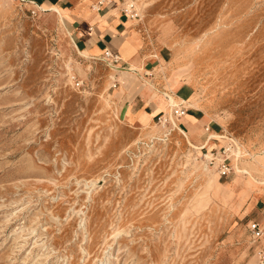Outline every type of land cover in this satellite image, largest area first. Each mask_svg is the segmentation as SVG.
Wrapping results in <instances>:
<instances>
[{"label": "rangeland", "instance_id": "rangeland-1", "mask_svg": "<svg viewBox=\"0 0 264 264\" xmlns=\"http://www.w3.org/2000/svg\"><path fill=\"white\" fill-rule=\"evenodd\" d=\"M116 2L138 48L111 66L54 12L0 0V264H257L264 0Z\"/></svg>", "mask_w": 264, "mask_h": 264}, {"label": "crops", "instance_id": "crops-1", "mask_svg": "<svg viewBox=\"0 0 264 264\" xmlns=\"http://www.w3.org/2000/svg\"><path fill=\"white\" fill-rule=\"evenodd\" d=\"M30 1L38 4L42 10H50L53 7L59 8L60 22L70 32L76 49L86 52L89 56L90 54H103L104 50L108 49L119 54L121 59V56L127 57L138 48L128 28L129 18L122 11L120 4L115 1L103 4L99 10L94 7L97 0ZM124 61L135 67L133 69L141 67L136 58L130 62L126 59ZM133 69L126 67L120 69L123 70L120 71L121 77H125L124 73L128 74L120 80L121 87L128 92L127 97L132 99L133 104L138 105L141 110L156 115L154 110L158 99L151 96L150 90L142 83L141 75L138 72H133L135 71ZM194 116V114H188L180 118L179 121L184 124L183 129L189 128L192 122L191 117ZM257 193L243 217L251 216L252 219L249 220L261 222L264 221V185L261 191ZM261 240L264 241V236Z\"/></svg>", "mask_w": 264, "mask_h": 264}, {"label": "built area", "instance_id": "built-area-1", "mask_svg": "<svg viewBox=\"0 0 264 264\" xmlns=\"http://www.w3.org/2000/svg\"><path fill=\"white\" fill-rule=\"evenodd\" d=\"M19 1H30V0H19ZM114 1L116 2L119 0H97L96 3L94 4V7L96 10H99L103 4H107L110 2H114ZM30 2H32L34 6L39 8L38 4L34 3L33 1H30ZM122 11L124 12V14L127 15L128 9L126 7L122 8ZM103 59L107 62L108 65L116 66V64L120 61V56L119 54L114 53L111 50L107 49V50H104L103 52ZM186 111L187 109L184 108V106L181 104L174 103L173 105H171V112L174 114L177 120L179 117L185 115ZM158 121L162 128H165V129L169 128L168 124H171L172 127H175V123L171 121L169 116L168 117L160 116L158 117ZM177 126L179 125L177 124ZM170 129L171 128H169V132H170ZM205 130L207 131L209 130V125L205 127ZM213 138L214 137H211L210 139H213ZM226 150L227 148H224L223 152H225ZM228 171H229V167H227L226 164L223 162L221 164V173L224 174V173H227ZM247 227H248V230L250 232V235L253 239V243L255 246V255H256L257 264H264V241L261 240L262 237L264 236V221L257 222L255 220H249L247 222Z\"/></svg>", "mask_w": 264, "mask_h": 264}, {"label": "bare ground", "instance_id": "bare-ground-1", "mask_svg": "<svg viewBox=\"0 0 264 264\" xmlns=\"http://www.w3.org/2000/svg\"><path fill=\"white\" fill-rule=\"evenodd\" d=\"M51 11H53L55 14H57V15H59V13H60V10H59V8H57V7H53V8H51L50 9ZM217 136V135H216Z\"/></svg>", "mask_w": 264, "mask_h": 264}]
</instances>
